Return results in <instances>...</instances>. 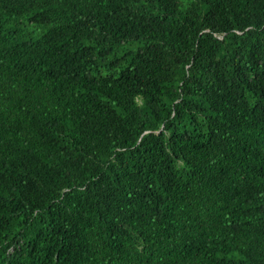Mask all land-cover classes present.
I'll use <instances>...</instances> for the list:
<instances>
[{
    "label": "trees",
    "instance_id": "trees-1",
    "mask_svg": "<svg viewBox=\"0 0 264 264\" xmlns=\"http://www.w3.org/2000/svg\"><path fill=\"white\" fill-rule=\"evenodd\" d=\"M0 264H264V0H0Z\"/></svg>",
    "mask_w": 264,
    "mask_h": 264
},
{
    "label": "bare ground",
    "instance_id": "bare-ground-1",
    "mask_svg": "<svg viewBox=\"0 0 264 264\" xmlns=\"http://www.w3.org/2000/svg\"><path fill=\"white\" fill-rule=\"evenodd\" d=\"M118 175V174H117ZM120 176V175H119ZM122 176V175H121ZM122 178V177H121ZM122 180V179H121ZM126 180V179H125ZM120 183V182H119ZM125 183V182H124ZM112 184V183H111ZM123 184V183H122ZM131 184H132V182H131ZM104 185V184H103ZM124 186H125V184H124ZM101 188V187H100ZM123 189V188H122ZM103 190V189H102ZM109 190V189H108ZM111 190V189H110ZM127 190V189H126ZM120 191H121V188H120ZM99 192V191H98ZM106 192V191H105ZM113 193H114V191H113ZM116 193H117V191H116Z\"/></svg>",
    "mask_w": 264,
    "mask_h": 264
}]
</instances>
